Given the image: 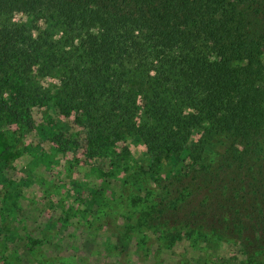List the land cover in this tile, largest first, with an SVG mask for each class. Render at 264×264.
<instances>
[{"label":"trees","instance_id":"obj_1","mask_svg":"<svg viewBox=\"0 0 264 264\" xmlns=\"http://www.w3.org/2000/svg\"><path fill=\"white\" fill-rule=\"evenodd\" d=\"M37 68L66 72L58 104L84 110L102 143L127 131L168 157L201 132L143 218L169 241L241 233L245 210L264 224V0H0V93L17 73L22 102L38 97ZM226 135L244 148L209 161ZM243 167L257 201L247 206Z\"/></svg>","mask_w":264,"mask_h":264},{"label":"rangeland","instance_id":"obj_2","mask_svg":"<svg viewBox=\"0 0 264 264\" xmlns=\"http://www.w3.org/2000/svg\"><path fill=\"white\" fill-rule=\"evenodd\" d=\"M16 18L58 32L38 15ZM34 74L38 97L30 90L22 102L12 87L25 82L17 73L0 93V264H264V224L247 210L241 233L230 229L209 242L196 234L171 242L143 219L165 179L189 162L199 130L184 152L168 157L127 131L102 143L84 110L58 104L66 72L37 68ZM235 143L244 148L222 136L208 160ZM247 171L237 202L244 206L249 198L257 202ZM221 224L233 228L230 219Z\"/></svg>","mask_w":264,"mask_h":264}]
</instances>
